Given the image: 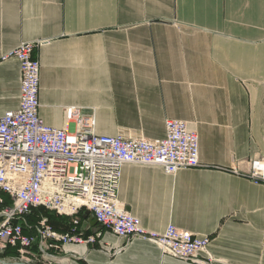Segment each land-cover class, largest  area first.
Wrapping results in <instances>:
<instances>
[{"label": "crops", "instance_id": "1", "mask_svg": "<svg viewBox=\"0 0 264 264\" xmlns=\"http://www.w3.org/2000/svg\"><path fill=\"white\" fill-rule=\"evenodd\" d=\"M23 42L36 43L45 125L76 107L96 135L161 139L166 119L198 135L202 167H121L117 197L144 230L208 236L209 264H264V184L240 175L264 155V0H0V116L18 108L21 81L17 59L1 57ZM84 214L72 226L95 241L41 262L198 264Z\"/></svg>", "mask_w": 264, "mask_h": 264}, {"label": "built area", "instance_id": "2", "mask_svg": "<svg viewBox=\"0 0 264 264\" xmlns=\"http://www.w3.org/2000/svg\"><path fill=\"white\" fill-rule=\"evenodd\" d=\"M35 46L34 42H23L1 57L17 59L21 81L18 108L0 116V252L7 245L17 246L16 258L29 264L36 255L40 259L39 254L61 244L95 241L94 236L84 238L74 227L59 233L45 218L39 221L36 235L23 234L18 218L41 207L71 217L75 225L77 213L88 211L97 223L126 241L146 239L158 245L163 254L209 264V258L201 257L208 236L171 223L163 232L146 231L117 197L121 167L126 163L159 166L168 174L202 167L198 135L177 119L165 120L161 139L96 135L93 117L81 114L76 107L65 110L64 126L45 125L38 113L40 64L33 56ZM70 123L77 129L71 130ZM247 163L248 171L240 175L264 184V155ZM33 245L41 253L33 252ZM46 264L51 262L46 260Z\"/></svg>", "mask_w": 264, "mask_h": 264}, {"label": "trees", "instance_id": "3", "mask_svg": "<svg viewBox=\"0 0 264 264\" xmlns=\"http://www.w3.org/2000/svg\"><path fill=\"white\" fill-rule=\"evenodd\" d=\"M2 196L6 199V195L2 194ZM7 202V201H6ZM84 213L83 210L77 213L78 219L81 218V215ZM45 218L46 223L50 226L51 229L57 232H68L73 228L72 225H75L72 221V218L66 215H57L54 213H50L44 210L41 207L31 208L28 213H25L21 218H18V221L21 222L22 231L25 235H36L37 234V225L39 221ZM79 222V220H78ZM74 229H77L74 227ZM31 250L41 253L38 250L37 245L31 246ZM18 256L17 246L7 245L3 251L0 252V256Z\"/></svg>", "mask_w": 264, "mask_h": 264}, {"label": "rangeland", "instance_id": "4", "mask_svg": "<svg viewBox=\"0 0 264 264\" xmlns=\"http://www.w3.org/2000/svg\"><path fill=\"white\" fill-rule=\"evenodd\" d=\"M33 251V250H32ZM27 256H29V254H26ZM17 256H0V264H2L4 262H8V263H13V262H22L23 260L17 259ZM36 259H33V261L29 262V264H44L43 262H41V260L39 259L38 255H36Z\"/></svg>", "mask_w": 264, "mask_h": 264}, {"label": "water", "instance_id": "5", "mask_svg": "<svg viewBox=\"0 0 264 264\" xmlns=\"http://www.w3.org/2000/svg\"><path fill=\"white\" fill-rule=\"evenodd\" d=\"M86 216L88 217V221L91 225H96V223H97L96 219L91 214H89L88 211H85L84 217L86 218ZM2 262H3V264H25L22 262H13V263H8V262H4V261H2Z\"/></svg>", "mask_w": 264, "mask_h": 264}, {"label": "bare ground", "instance_id": "6", "mask_svg": "<svg viewBox=\"0 0 264 264\" xmlns=\"http://www.w3.org/2000/svg\"><path fill=\"white\" fill-rule=\"evenodd\" d=\"M3 264V263H2Z\"/></svg>", "mask_w": 264, "mask_h": 264}]
</instances>
